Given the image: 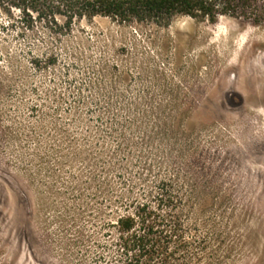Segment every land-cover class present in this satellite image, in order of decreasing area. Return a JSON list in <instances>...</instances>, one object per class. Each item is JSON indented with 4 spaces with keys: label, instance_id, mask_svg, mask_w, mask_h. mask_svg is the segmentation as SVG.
<instances>
[{
    "label": "rangeland",
    "instance_id": "rangeland-1",
    "mask_svg": "<svg viewBox=\"0 0 264 264\" xmlns=\"http://www.w3.org/2000/svg\"><path fill=\"white\" fill-rule=\"evenodd\" d=\"M21 17L0 10V264H111V199L162 181L204 264H264V26Z\"/></svg>",
    "mask_w": 264,
    "mask_h": 264
},
{
    "label": "trees",
    "instance_id": "trees-1",
    "mask_svg": "<svg viewBox=\"0 0 264 264\" xmlns=\"http://www.w3.org/2000/svg\"><path fill=\"white\" fill-rule=\"evenodd\" d=\"M0 10L8 14L17 10L25 30L39 24L56 35L71 32L75 22L95 18L165 28L178 17L211 24L229 17L264 26V0H0ZM114 203L124 212L111 223V264H204L208 260L207 241L187 224L171 181L142 190L140 198L117 195L111 199ZM97 259H103L100 253Z\"/></svg>",
    "mask_w": 264,
    "mask_h": 264
}]
</instances>
